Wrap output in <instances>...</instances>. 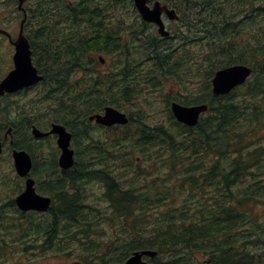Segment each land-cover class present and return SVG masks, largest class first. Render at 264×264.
<instances>
[{
  "label": "trees",
  "instance_id": "trees-1",
  "mask_svg": "<svg viewBox=\"0 0 264 264\" xmlns=\"http://www.w3.org/2000/svg\"><path fill=\"white\" fill-rule=\"evenodd\" d=\"M167 1L183 18V29L175 31L181 43L175 45L148 33L142 20L124 25L115 11L133 8L131 0H36L28 9L27 36L43 75L33 88L34 103H44L45 111L42 118L29 115L26 111L39 106L33 100L26 107L2 102L11 95L1 97L0 133L10 128L12 145L32 155L37 188L52 197L47 247L59 249L58 230L92 243L88 251L102 246L91 230L97 224L91 219H100L98 208L81 195L86 183L96 181L109 205L105 219L120 228L116 239L104 242L102 263L118 249L120 260L133 250L153 249L150 264H264V230L261 237L260 226L252 229L255 206L264 204V0ZM190 51L197 59L188 66ZM99 54L108 60L103 71ZM236 63L252 68L249 78L228 94L214 95V72ZM1 74L0 68V79ZM183 79L196 81V89L177 101L208 105L195 126L174 119L162 96L167 120L150 122L137 109L135 103L152 104L146 90L162 92L167 83L178 86ZM107 105L125 111L129 121L101 126L108 132L100 142L84 123H93L88 116ZM51 122L88 142L76 148L68 170L58 171L55 159L45 164L40 158L37 168L43 146L30 128L45 129ZM117 127L120 132L109 137ZM107 138L113 139L111 147L102 146ZM126 146L133 156H123ZM81 154L86 158L79 159ZM43 166L48 172L39 171Z\"/></svg>",
  "mask_w": 264,
  "mask_h": 264
},
{
  "label": "rangeland",
  "instance_id": "rangeland-1",
  "mask_svg": "<svg viewBox=\"0 0 264 264\" xmlns=\"http://www.w3.org/2000/svg\"><path fill=\"white\" fill-rule=\"evenodd\" d=\"M2 1V0H0ZM6 3L0 5V27L6 29L11 35H16L18 31V20L19 16L16 18L15 3L14 0H5ZM173 1V0H172ZM35 0H29L27 5L30 3L29 7L33 6ZM254 4H257L256 1H253ZM14 4V5H13ZM189 5V4H188ZM112 6V5H111ZM189 7L197 8L196 6L189 5ZM31 9V14L32 10ZM117 16L123 18L124 25H134L138 26V22L140 17L138 13L133 8H128L126 6L118 7V11H115ZM16 18V19H15ZM165 24L168 28L174 27L175 31L183 29V19L176 23H170L169 21H165ZM90 25H93V20H91ZM28 26V25H27ZM72 27V25H68ZM131 27V26H130ZM30 27H25V31L28 34ZM128 29H126V32ZM181 38H175L172 41H169V44L180 43ZM182 48V46H179ZM11 54H12V46L6 40H0V68H1V76L4 75L11 67ZM189 55H193L194 58L190 59L188 62V66H191V63L196 60V56L193 51L189 52ZM199 60V59H198ZM112 65V62L110 63ZM100 70L106 69V67H99ZM196 84V81L194 82ZM195 84L189 83L186 80H182L180 84L174 85L167 83L166 89L162 90V92H157L154 90H146V96L152 100L151 106L147 105H138L135 103V100L132 101L136 104L137 109L141 110L142 115H145L150 122L167 120L168 119V111L165 106L161 103V96L166 99H182L188 98L189 94L195 90ZM194 92V94H196ZM9 101L10 103L18 102L20 105L25 104L26 107L30 105V101L33 100V103L36 101V90L29 89L26 92L20 94H13L8 99L2 100V102ZM38 104V108L34 111H26L29 115H37L39 118H42L43 112L45 111V104L43 103H34ZM190 105V103H187ZM127 109H134L133 106H126ZM145 109V110H143ZM175 119V118H174ZM73 128L78 130V126L75 125ZM86 133L90 134L94 138H99L100 142L104 141L106 138L105 129L100 126H95L93 123L86 125ZM105 132H103V130ZM115 133L108 134L109 137L116 136L120 130H114ZM95 140V139H94ZM113 139L107 138V142L102 144L108 147H111V141ZM0 141L3 143L2 151L0 153V244L3 246L1 250L4 252V256L0 262V264H121L125 257L120 260V250H115L116 252H112L108 258L106 256L103 257L104 262H100V257L104 251H106V247L104 242L108 239H116L119 235V225L114 224L111 225L109 219H105V215L107 214L106 210H109L108 203L105 201V196L103 194V187L96 181H91L86 183L83 186L84 191L81 195L84 197V202L89 203L91 206L98 208V212H95L100 219H91L96 221L97 224L91 227L92 236L96 239L97 245H102L100 247H92L91 251H88V248L91 247L92 243L84 242L81 240H75L72 237H68L66 230H58L59 238L62 240L59 242V245H56L51 248L47 247V244H42V238H45L44 232L46 231L45 227L50 224L51 219L48 214H38L32 212H20L14 206L13 200L14 197L22 190L23 180L18 177L14 171L12 165V157H11V148L13 147L9 143V138H4L3 133H0ZM109 141V142H108ZM92 141L91 143H93ZM43 147L40 151H38V157H36V161L39 164L37 168L42 165L40 159L45 161L43 163L46 164L47 161L51 159H57L58 149L55 145V138L53 136H49L44 141H37ZM88 144V142L81 141L79 137L76 138L75 143L72 144L73 148H81L82 145ZM114 149V147H112ZM124 151L123 156H133L132 154L128 155L126 152L128 150V146L123 147ZM85 154H87L88 148L84 150ZM43 154L45 157L41 156ZM32 156V155H31ZM33 158V157H32ZM40 158V159H38ZM86 158V155L81 154L79 159ZM114 160H111V165H114ZM121 160L117 162L116 166H119ZM46 166H49L47 164ZM51 167V166H49ZM44 166L39 169V171L44 172L47 171ZM48 172V171H47ZM45 180L49 177L44 176ZM55 179L57 177H54ZM51 178V179H54ZM102 216V217H101ZM253 220L255 223H252V229L260 226L259 234L262 237V233L264 228V204L255 206ZM64 223V222H63ZM60 229H63L60 227ZM68 231H72L68 229ZM254 231V230H253ZM254 233V232H253ZM92 240V239H91ZM85 243V244H84ZM42 244V245H41ZM27 247L26 250L22 251L21 249ZM40 250V251H39ZM92 252L96 255L94 258L92 256ZM130 254V253H129ZM128 254V255H129ZM128 258V257H127ZM126 258V259H127ZM148 264L149 260L147 261Z\"/></svg>",
  "mask_w": 264,
  "mask_h": 264
},
{
  "label": "water",
  "instance_id": "water-1",
  "mask_svg": "<svg viewBox=\"0 0 264 264\" xmlns=\"http://www.w3.org/2000/svg\"><path fill=\"white\" fill-rule=\"evenodd\" d=\"M23 1L24 0H19V4ZM133 2L141 17L147 22L156 23L158 25L159 33L166 35L164 23L162 22L160 15L164 11L169 18H174L176 17L174 10L167 8L166 5H161L159 1H155L152 7H149L146 4L147 0H133ZM0 31L5 32L3 30ZM11 43L14 46V53L12 56L13 68L10 69L0 80V97L6 93H13L21 90L42 79V76L32 62L30 43L25 34H23L22 24L17 36L15 39L11 40ZM262 67L264 69V61ZM250 72V67L243 64H235L216 70L211 79L212 92L214 94L228 93L236 85L243 83L249 76ZM206 108L207 106L205 104L184 106L176 101L171 103L173 115L179 121L187 125H195L199 114L206 110ZM89 119H95L96 122L103 125L127 122L125 114L111 106H106L102 114H93ZM31 132L35 137L46 136L50 133L56 134L57 145L60 148V155L58 158L59 166L62 169H67L73 165L74 150L70 148L71 133L66 130L64 125L52 123L51 128L48 131H42L33 126ZM11 154L15 171L20 176H27L25 179L24 190L15 198L18 208L22 210H47L50 204V197L39 194L35 191L34 179L29 175L32 165L30 155L26 150L17 148H14ZM143 255L152 257L156 255V252L151 250L133 252L124 264H145L141 259Z\"/></svg>",
  "mask_w": 264,
  "mask_h": 264
},
{
  "label": "bare ground",
  "instance_id": "bare-ground-1",
  "mask_svg": "<svg viewBox=\"0 0 264 264\" xmlns=\"http://www.w3.org/2000/svg\"><path fill=\"white\" fill-rule=\"evenodd\" d=\"M225 94H228V93H225ZM218 95H221V94H218ZM177 121H179L177 118H175ZM39 127V126H38ZM31 129V128H30ZM42 129H44V128H42Z\"/></svg>",
  "mask_w": 264,
  "mask_h": 264
},
{
  "label": "flooded vegetation",
  "instance_id": "flooded-vegetation-1",
  "mask_svg": "<svg viewBox=\"0 0 264 264\" xmlns=\"http://www.w3.org/2000/svg\"><path fill=\"white\" fill-rule=\"evenodd\" d=\"M168 29H169V28H168ZM169 37H170V36H169ZM172 40H173V39H172ZM172 40H171V41H172Z\"/></svg>",
  "mask_w": 264,
  "mask_h": 264
}]
</instances>
